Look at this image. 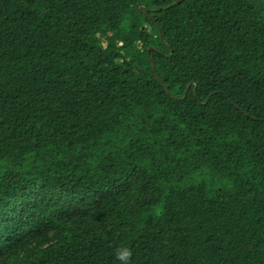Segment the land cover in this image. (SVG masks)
Wrapping results in <instances>:
<instances>
[{
  "label": "trees",
  "instance_id": "trees-1",
  "mask_svg": "<svg viewBox=\"0 0 264 264\" xmlns=\"http://www.w3.org/2000/svg\"><path fill=\"white\" fill-rule=\"evenodd\" d=\"M173 2L0 0V264H264V4Z\"/></svg>",
  "mask_w": 264,
  "mask_h": 264
},
{
  "label": "clouds",
  "instance_id": "clouds-1",
  "mask_svg": "<svg viewBox=\"0 0 264 264\" xmlns=\"http://www.w3.org/2000/svg\"><path fill=\"white\" fill-rule=\"evenodd\" d=\"M133 252L127 246H121L115 251V259L119 264H132Z\"/></svg>",
  "mask_w": 264,
  "mask_h": 264
},
{
  "label": "water",
  "instance_id": "water-1",
  "mask_svg": "<svg viewBox=\"0 0 264 264\" xmlns=\"http://www.w3.org/2000/svg\"><path fill=\"white\" fill-rule=\"evenodd\" d=\"M179 1H181V0H176L175 2H173L171 5H175L177 2H179ZM170 5V6H171ZM152 65H153V70H154V72H155V75H156V77H158L159 78V76L157 75V73H156V69H155V65H154V62H153V60H152ZM164 83V82H163ZM165 84V83H164ZM190 85H191V83H189V85H188V88L187 89H189V87H190ZM166 86V85H165ZM168 89V88H167ZM169 90V89H168Z\"/></svg>",
  "mask_w": 264,
  "mask_h": 264
},
{
  "label": "snow or ice",
  "instance_id": "snow-or-ice-1",
  "mask_svg": "<svg viewBox=\"0 0 264 264\" xmlns=\"http://www.w3.org/2000/svg\"><path fill=\"white\" fill-rule=\"evenodd\" d=\"M174 2H175V0H174ZM251 2H254V3L258 2V3L264 4V0H251Z\"/></svg>",
  "mask_w": 264,
  "mask_h": 264
}]
</instances>
